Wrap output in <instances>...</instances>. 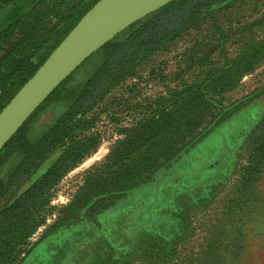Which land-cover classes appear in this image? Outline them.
<instances>
[{"label": "trees", "instance_id": "trees-1", "mask_svg": "<svg viewBox=\"0 0 264 264\" xmlns=\"http://www.w3.org/2000/svg\"><path fill=\"white\" fill-rule=\"evenodd\" d=\"M99 0H0V112L34 75L51 52ZM238 0H175L132 24L85 60L25 121L0 151V199L7 191L4 176L28 166L25 189L0 211V264H21L29 255L27 241L45 223L42 210L54 188L101 144L99 134L85 136L94 119L87 118L95 103L134 71L150 55L196 23L201 14L226 8ZM62 8L58 23L36 40L14 42V35L39 17L45 5ZM43 14L42 16H44ZM208 63L191 82L169 88L131 109L130 125L118 130L117 142L98 164L84 171L81 184L58 220L60 228L94 223L103 212L133 192L154 185L191 149L227 121L241 107L264 95V85L229 102L243 78L264 62V39L246 42L236 57L222 56ZM50 114V119L46 118ZM44 119V120H43ZM42 120V121H41ZM41 123V124H40ZM203 123V127H200ZM252 160L240 187L246 191L264 165V118L247 139ZM187 223V215H182ZM174 241L156 237L145 250L149 263L167 262ZM115 251L106 263L115 264ZM118 257V256H117Z\"/></svg>", "mask_w": 264, "mask_h": 264}, {"label": "rangeland", "instance_id": "rangeland-1", "mask_svg": "<svg viewBox=\"0 0 264 264\" xmlns=\"http://www.w3.org/2000/svg\"><path fill=\"white\" fill-rule=\"evenodd\" d=\"M62 11L59 4L45 5L13 41L47 35ZM263 39L264 0H238L205 11L104 94L87 114L94 124L85 134H99L101 144L54 188L42 210L45 223L27 241L25 251L30 252L21 264H105L110 251L116 252L114 259L120 258L115 264H150L145 250L156 237L174 241L176 252L169 261L154 264H264V165L246 191L240 187L253 156L247 139L264 118V95L241 107L154 185L133 192L94 223L68 228L58 224L61 207L81 184L84 171L100 163L121 140L118 130L131 124L133 117H125L127 109L191 82L208 63L221 64L223 55L232 59L246 42ZM1 84L0 79V95ZM263 85L264 62L225 99L233 102ZM12 166L4 176L7 191L0 199V211L29 182L28 166L11 174ZM183 214L188 218L185 224Z\"/></svg>", "mask_w": 264, "mask_h": 264}, {"label": "water", "instance_id": "water-1", "mask_svg": "<svg viewBox=\"0 0 264 264\" xmlns=\"http://www.w3.org/2000/svg\"><path fill=\"white\" fill-rule=\"evenodd\" d=\"M175 0H99L0 112V151L85 60L132 24Z\"/></svg>", "mask_w": 264, "mask_h": 264}]
</instances>
